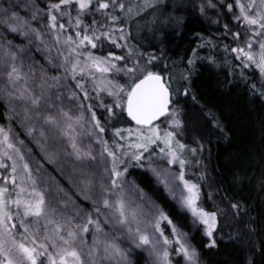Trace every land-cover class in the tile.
Masks as SVG:
<instances>
[{"label":"snow or ice","instance_id":"6c2138e0","mask_svg":"<svg viewBox=\"0 0 264 264\" xmlns=\"http://www.w3.org/2000/svg\"><path fill=\"white\" fill-rule=\"evenodd\" d=\"M162 5L163 0H0V101L8 121L0 125V264H133L132 249L146 254L150 264H173L175 257L200 264L187 234L127 179L129 168L145 165L202 226L206 247H216L223 213L200 203L203 171L196 180L186 178L189 167L200 166L204 145L182 142L185 124L175 102L183 95L199 103L190 91L196 54L188 69L174 73L160 56L141 52L129 40L130 26L139 29L149 16L153 24L179 23L161 12ZM194 7L201 14H230L234 28L223 27L235 46L224 51L239 62L241 75L243 69L258 70L260 88L251 87L264 96V0H199ZM9 34L28 44L15 45ZM41 46L59 75L49 76L40 66L37 76L29 49ZM161 64L168 71L159 70ZM181 84L182 90L174 86ZM93 101L104 110L107 137ZM124 113L134 127L111 123ZM207 114L227 138L219 117ZM14 121L39 159L15 133ZM229 208L240 216V203L229 201Z\"/></svg>","mask_w":264,"mask_h":264},{"label":"trees","instance_id":"16d2710c","mask_svg":"<svg viewBox=\"0 0 264 264\" xmlns=\"http://www.w3.org/2000/svg\"><path fill=\"white\" fill-rule=\"evenodd\" d=\"M198 2L163 0L161 12L165 16L176 17L179 23L153 24V18L149 16L147 20H140L139 29L133 25L129 40L141 52L160 56L168 64V70L174 73L188 69L187 61L193 57V52L196 54L195 63L191 66L190 91L195 93L199 103L191 100L190 96L175 97V102L182 109L185 124L182 142L195 147L196 140H199L204 145L203 152H198L200 166L189 167L186 178L196 180L203 171L205 179L199 181L200 203L208 211H217V207L213 206L215 204L223 213L219 217L216 247H206L205 243L208 242L201 237L203 244L199 256L205 258L207 264H264V96L254 92L251 87L252 83H256L260 88L259 72L247 68L243 69L241 75V68L237 66L239 62L233 55L225 53V45L235 46L231 34L225 35L223 27L227 24L229 29L234 28L230 14L223 9L219 16L211 9L201 14L194 7ZM216 20L219 22H214ZM207 41H211L214 47L206 44ZM112 51L117 55L124 54L122 49ZM35 61L38 76L40 66L49 76L60 74L50 69L45 59ZM159 70L168 71L163 69L162 64ZM237 76L241 80L236 79ZM68 83L72 85L74 82ZM174 86L182 90V84ZM93 107L101 123L106 126L107 137L110 132L104 110L95 108L94 101ZM209 112L219 117L227 138L213 127L211 115L207 114ZM111 123L121 128L135 126L125 113L119 122L112 120ZM192 124L196 130L189 127ZM88 127L90 125H85V130ZM189 159L195 162L197 158ZM45 167L52 170L49 165ZM193 172L196 176H191ZM141 178L146 187H151L149 175ZM229 201L242 205L240 216L233 214ZM165 205L170 207L169 216L175 218L173 204L166 201Z\"/></svg>","mask_w":264,"mask_h":264},{"label":"rangeland","instance_id":"374dc122","mask_svg":"<svg viewBox=\"0 0 264 264\" xmlns=\"http://www.w3.org/2000/svg\"><path fill=\"white\" fill-rule=\"evenodd\" d=\"M133 29V25L130 26L129 31L131 32ZM8 40H11L15 45H19V46H25L28 44V41L25 37L23 36H18L16 34H9L7 36ZM26 39V40H25ZM41 48H43L41 46ZM30 52L31 55L34 57V59H45L44 57V50L41 51H36L34 47H30ZM38 52V53H37ZM41 57H40V54ZM258 72V70H257ZM38 76V75H37ZM258 77L261 79L260 75H258ZM238 80H241L240 76H237ZM6 113L7 110L4 106L3 101H0V125H4L7 126L8 125V121L6 120ZM12 127L15 130V133L19 135V138L21 140H23L24 142L28 141L29 139L26 137L24 129L15 121L12 123ZM189 127H193V129L196 130V126L194 124L189 125ZM28 147H30L33 151V153L36 155H39V153L37 152V150H35V145L32 143H27ZM50 172L52 170L48 169ZM173 170H176L175 167L173 168ZM130 172V173H129ZM145 175H149L150 176V180H151V187H146L144 185V183H142L141 181V177L145 176ZM127 179L129 181H134L135 184L142 189L149 197L152 198V200L155 201V203L157 205H159V207H161L168 215L170 214L169 210L170 207L165 205V202L168 201L169 203L173 204L174 206V212L173 214L175 215V218H173L172 214V220L173 222L178 226V228H180L183 232H185L187 234V236L190 238V242L191 244L197 249V251L199 252L200 246H202L203 241L201 237H205L206 241H208V238L204 235L203 232V228L202 226H198L193 222V219L191 217V215L184 211L183 209H181L177 202L173 199L170 198L169 193L166 192L163 188V186L158 185L156 183L155 178L153 177L152 173L148 170L147 165H145V167H131L128 170V174H127ZM63 183V181H62ZM64 186L68 187L67 184H64ZM65 187V188H66ZM84 207H88L87 203H84ZM145 207H147V205H145ZM166 231H168L166 229ZM166 234H169V232H166ZM207 244V243H205ZM200 258V264H207L205 258H203L202 256H199ZM129 259L133 262V264H150L146 254H140L138 253V251H136V249H132ZM177 261H179V264H185V262L179 258V257H175L173 264H177Z\"/></svg>","mask_w":264,"mask_h":264},{"label":"water","instance_id":"95a60500","mask_svg":"<svg viewBox=\"0 0 264 264\" xmlns=\"http://www.w3.org/2000/svg\"><path fill=\"white\" fill-rule=\"evenodd\" d=\"M126 114V113H125ZM128 118V117H127ZM129 120H130V118H128ZM132 123H134V122H132Z\"/></svg>","mask_w":264,"mask_h":264}]
</instances>
